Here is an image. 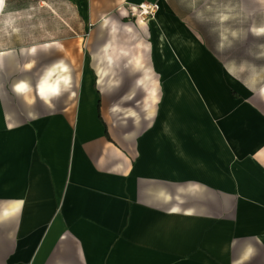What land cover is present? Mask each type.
<instances>
[{
	"label": "crops",
	"instance_id": "crops-1",
	"mask_svg": "<svg viewBox=\"0 0 264 264\" xmlns=\"http://www.w3.org/2000/svg\"><path fill=\"white\" fill-rule=\"evenodd\" d=\"M154 18L166 54L176 56L172 69L160 60L166 78L147 62L156 53ZM146 22L147 33L137 21L133 27L142 51L136 65L129 47L106 38L94 46V69L53 55L43 62L37 45L32 59L24 47H0V224L18 227L0 235V264L264 263V201L249 198L257 177L237 174L236 185L235 164L220 172L213 139L221 125L228 144L264 163L263 122L254 116L255 125L235 126L231 111L219 122V111H207L213 144L195 138L190 150L187 135L204 124L202 111L176 106L183 89L174 99L165 89L186 69L180 18L159 8ZM151 33L153 47L141 41Z\"/></svg>",
	"mask_w": 264,
	"mask_h": 264
},
{
	"label": "rangeland",
	"instance_id": "rangeland-1",
	"mask_svg": "<svg viewBox=\"0 0 264 264\" xmlns=\"http://www.w3.org/2000/svg\"><path fill=\"white\" fill-rule=\"evenodd\" d=\"M125 1L128 0H5L0 12V47H24L28 52L26 57L32 59L37 45L43 62L53 55L60 60H72L77 68H83L89 62L94 69V63L101 55L94 46L106 38L115 47H129L127 56L136 61V65L142 51L136 48L138 37L133 28L136 19L123 16L119 11ZM159 1L161 10L180 18L183 30L193 41L192 47L199 48L192 54L188 43L180 60L186 68L190 85L183 89L178 99L181 102L176 106H185L190 111L201 109L202 113L197 117L204 123L197 126L195 134L188 132V148L195 149V138L202 139L206 145L213 144L208 135L211 120L207 111H219L218 122L231 111L229 121L235 126L246 121L255 125L254 116L258 123L263 122L264 125V94L261 92L264 85V30L259 28L264 25V7H253L254 0ZM244 5L248 9H244ZM106 18L110 23L103 25ZM123 23L131 25V29L123 28ZM144 40L152 47L155 44L152 33L141 35V41ZM147 62L155 73L166 78L162 62L153 49L147 55ZM231 78L235 82L230 81ZM165 89L168 90L167 85ZM224 98L230 104L222 103L221 110L211 105ZM247 106L251 107L250 114ZM214 122L217 124V120ZM217 128L219 135L213 132V139L219 147L217 164L220 172H226L227 167L235 164L236 185L241 184L237 174L248 176L251 173L257 177L253 179L252 189L258 193L249 195V198L256 202L264 201V193H259V189H264V178H260L264 176V163L259 161V154L254 150L239 152L226 142L221 125ZM236 134L242 135V130H236ZM243 159H247L245 166ZM13 228L18 229L17 226L0 224V235ZM3 244L0 241V248ZM252 260L249 259L247 264L258 259Z\"/></svg>",
	"mask_w": 264,
	"mask_h": 264
},
{
	"label": "bare ground",
	"instance_id": "bare-ground-1",
	"mask_svg": "<svg viewBox=\"0 0 264 264\" xmlns=\"http://www.w3.org/2000/svg\"><path fill=\"white\" fill-rule=\"evenodd\" d=\"M2 6H3V0H0V10L2 9ZM257 6L264 7V0H254L253 1V7H257ZM244 9H248V7L246 5H244ZM103 22H104L103 25H107V24L110 23V20H108L106 18V19L103 20ZM137 23L139 24L140 27H142L143 29H145V32L146 33L148 32V30L146 28L147 27V22L144 19L139 18V20H138ZM151 25H152V28L154 29V38H155L156 45H157L156 46V49H155L156 50V53L159 56L160 60H162L163 62H165L164 63L165 68L166 69H172L175 66V60H174L176 58L175 52H173L170 49V50H168L169 54L168 55L166 54L165 49L167 47L166 44L168 43V41H167V37H166V35L164 33L163 28L159 25V23L157 21V18L156 19L155 18L154 19H151ZM259 28L261 30H264V25L260 26ZM178 32L180 34H178L177 37H181L180 40H182V37L185 38V40L187 38L188 41H189V42L187 41V43H189L190 44V47H192L193 41H192V39L189 38L188 34L186 32H184V30H181V31L179 30ZM173 42L176 45L175 40ZM174 44H172V45L175 47ZM198 49L199 48L194 45L191 48L192 54H195ZM61 69H63V73L64 74H67V70H66L67 69V66L66 65L63 64L61 66ZM181 71H182V73L183 72L186 73V71H183L182 69L179 68L176 71L177 73H175V75H173L172 77L168 78V92H169V95L171 96V99H174L175 92L178 93V91H181L184 88L188 89V86L190 85V81L188 79L189 78L188 77V74L182 75ZM198 71H200V70H198ZM50 73H51V71H48L47 73H45L43 75V77H42L41 82H40V90H41V93L43 95L46 94L47 87L48 86H51L50 85V80H49L50 79V75H51ZM231 79H233V78H231ZM231 81H234V79L231 80ZM61 83L62 82L54 83V87L55 88H60ZM261 92L264 94V85L261 88ZM215 101L216 102H212L211 105L212 106L214 105L215 108L220 109V110L223 107L222 106V103H227L228 105L230 104L225 98H224V100L217 99ZM259 143H260L259 138H258V136L255 135L254 136V147L255 148H259L260 147V144Z\"/></svg>",
	"mask_w": 264,
	"mask_h": 264
},
{
	"label": "built area",
	"instance_id": "built-area-1",
	"mask_svg": "<svg viewBox=\"0 0 264 264\" xmlns=\"http://www.w3.org/2000/svg\"><path fill=\"white\" fill-rule=\"evenodd\" d=\"M160 8L159 1H142L137 4L122 5L119 9L123 16H132L138 22L139 18L145 21L153 17Z\"/></svg>",
	"mask_w": 264,
	"mask_h": 264
}]
</instances>
